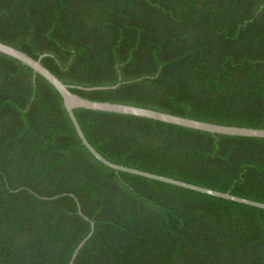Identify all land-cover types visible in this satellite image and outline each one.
<instances>
[{"label": "trees", "instance_id": "16d2710c", "mask_svg": "<svg viewBox=\"0 0 264 264\" xmlns=\"http://www.w3.org/2000/svg\"><path fill=\"white\" fill-rule=\"evenodd\" d=\"M0 41L85 98L264 128V0H0ZM114 163L264 203V137L76 108ZM264 264V208L114 169L0 52V264Z\"/></svg>", "mask_w": 264, "mask_h": 264}, {"label": "water", "instance_id": "95a60500", "mask_svg": "<svg viewBox=\"0 0 264 264\" xmlns=\"http://www.w3.org/2000/svg\"><path fill=\"white\" fill-rule=\"evenodd\" d=\"M0 52L8 54L20 61L24 64L30 66L34 69L35 72L41 74L45 77L49 82H51L61 93L64 98L65 106L69 112V115L76 127V130L82 139L83 143L87 146V148L92 152L94 156H96L100 161L105 163L106 165L117 169L130 173L139 174L145 177L154 178L157 180H161L164 182L172 183L175 185L183 186L186 188H190L193 190H197L203 193L212 194L218 197H223L227 199H231L234 201L242 202L245 204L257 206L264 208V203L255 201L252 199L240 197L237 195H233L229 192H223L207 187H203L197 184L189 183L186 181L174 179L171 177H167L164 175H159L155 173H151L148 171L140 170L133 167H128L124 165H120L112 162L111 160L104 157L87 139L79 120L75 114L76 108H88V109H96V110H104V111H112L118 113L131 114L136 116L148 117L172 124H177L181 126H186L190 128L206 130L210 132L224 133V134H232V135H242V136H255V137H264V128H253V127H243V126H230V125H221L216 123H211L207 121L197 120L185 116L175 115L172 113L159 111L151 108L135 106L124 103H115L110 101H99L92 100L89 98H85L80 94L73 92L71 90V86L63 82L56 74H54L51 70H49L43 63L42 57L34 58L23 50H20L12 45L0 41ZM94 231V223L92 222V229L88 233V235L79 243L77 248L75 249L69 264H74L76 256L82 246L86 243V241L91 237Z\"/></svg>", "mask_w": 264, "mask_h": 264}]
</instances>
